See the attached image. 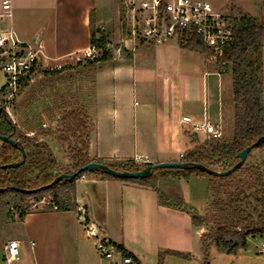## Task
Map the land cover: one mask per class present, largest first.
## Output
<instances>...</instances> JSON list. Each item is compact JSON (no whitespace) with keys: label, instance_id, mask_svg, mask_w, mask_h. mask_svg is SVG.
Here are the masks:
<instances>
[{"label":"crops","instance_id":"obj_1","mask_svg":"<svg viewBox=\"0 0 264 264\" xmlns=\"http://www.w3.org/2000/svg\"><path fill=\"white\" fill-rule=\"evenodd\" d=\"M8 1L15 35L38 53L36 68L42 71L43 78L49 71H59L55 76L60 77L81 68L79 63L85 60L83 53L90 45L91 18L96 37L105 39L112 58L98 64L93 74L76 72L68 81L80 77L90 87L92 96H76L72 105L82 108L93 123L90 134H95V145L89 134L90 159H101L106 165L127 160L145 165L180 163L183 155L201 144L198 140L197 144L189 141L182 117L194 122L210 121L215 105L220 114L217 76L207 72L205 63L203 73L196 78L189 70H183V65L190 68L188 52L201 54L180 48L174 40L157 46L121 36V0ZM205 1L216 12L232 1L257 20V0H251V8L243 0H221L218 7ZM114 44L118 45L115 49ZM158 55L168 68L164 74L156 65ZM261 65L264 88V43ZM213 77L217 79L211 81ZM191 78L194 89L187 86L186 80ZM179 84L183 86L177 91ZM149 85L155 91L152 97L146 95ZM180 102L184 103L181 108ZM169 124L180 127L187 139L185 146L192 145L190 149H181L180 139L175 144L167 139L165 134L172 127L169 129ZM93 147L95 151L91 153ZM186 184L189 188V181ZM74 203V211L25 216L21 221L25 228L23 238L15 239L20 242L23 264H120V259L110 261L98 254L99 239L107 240L116 251V245H120L135 264H141L147 254L156 257L162 250L179 253L181 256L175 257L180 260L186 254L190 256L193 241L200 242V230L192 225L189 213L173 203L161 202L156 188L87 174L75 182ZM30 243H34L33 249ZM25 251H30V255Z\"/></svg>","mask_w":264,"mask_h":264},{"label":"trees","instance_id":"obj_2","mask_svg":"<svg viewBox=\"0 0 264 264\" xmlns=\"http://www.w3.org/2000/svg\"><path fill=\"white\" fill-rule=\"evenodd\" d=\"M231 24L233 41L225 49L222 58L231 73V91L228 95L223 94L220 99L221 113L230 114V135L228 137L222 135L218 140H207L188 151L180 161L190 166L200 164L216 172L230 170L238 163L240 152L264 137L262 101L264 88L261 65L264 23L239 10L238 16L231 19ZM89 32L90 45H95L101 52V55L88 60L87 74H93L98 64L112 58V53L106 49L105 39L96 37L92 18L89 21ZM178 44L180 48L190 52L202 54L204 51V47L196 37H190ZM249 54L254 55V60L249 58ZM246 69L247 73H245ZM206 70L214 73L209 67ZM58 73L59 71H49L44 73V77H52ZM58 111L61 113L53 128L40 129L30 136L21 132L5 109L0 106V136L8 137L18 143L25 153V162L20 167L0 169V189L4 190L0 193V213L12 204L18 212V219L23 221L28 214L24 207L25 202L32 199L38 202L44 197H49L44 212L74 211L76 208L75 182L84 174L71 182L63 180L51 188L39 189L48 186L62 174L77 173L90 163L104 164L103 160L90 159L87 155L89 134L93 129V123L84 110L71 106ZM39 139H51L65 150L70 160L68 169L64 170L57 163L49 146ZM190 142L198 143L195 137H192ZM262 150H264V143L248 154L240 169L223 178L213 177L192 168L172 173L171 176L177 178H207L211 181L212 195L207 207L209 214L205 217L191 216L194 227L211 226L210 230L200 238L201 252L205 259L213 247L221 253L234 255L239 250L247 248V238H264V161H252L254 153ZM21 159L18 148L0 141V167L18 163ZM107 166L117 172L135 173L143 171L148 165L127 161L115 166ZM89 174L99 178L117 179L101 171H93ZM154 175L153 171L150 178L122 181L154 190ZM13 188H17L18 191H14ZM7 199H10V202L6 201ZM160 201L163 202L161 197ZM68 202H71L70 205ZM163 203L168 205L169 202ZM182 210L187 212L185 209ZM116 249L123 257H131L120 245H116ZM162 254L181 256L179 253L170 251H164ZM162 254L159 253L158 264L163 261Z\"/></svg>","mask_w":264,"mask_h":264},{"label":"rangeland","instance_id":"obj_3","mask_svg":"<svg viewBox=\"0 0 264 264\" xmlns=\"http://www.w3.org/2000/svg\"><path fill=\"white\" fill-rule=\"evenodd\" d=\"M139 4L142 0H136ZM215 7H218L221 4V0H209ZM246 2V7L251 8L253 3L251 0H243ZM258 14L257 21L264 23V0H257ZM214 7V8H215ZM218 13H222L229 17L228 19L231 21L233 17L238 16V11L240 10L235 6L232 1H229L223 8L218 9ZM241 11V10H240ZM242 12V11H241ZM244 13V12H242ZM246 14V13H245ZM122 17V18H121ZM122 11L120 12V20H121V36L128 35L127 26L124 24ZM129 36V35H128ZM115 47L118 45L114 44ZM101 55V52L98 53L97 56ZM187 60L189 61V67L184 68L183 70H189L190 74H192L195 78L199 74L203 73V65L204 59L201 55H194L191 53H187ZM249 58L254 60V55L249 54ZM157 68L161 69L163 74L167 72L168 68L165 63H163V59L161 57L156 58ZM87 63L88 60H83L79 64L78 70H75L71 73H65L63 76L56 77L52 76L51 78H43L41 76L42 71L37 67L36 70L31 75V80L28 84H25L19 92H1L2 89L6 86V78L3 73L0 71V106L5 109V112L8 114L10 119L18 126L21 132L32 136L40 129H49L55 126V121L58 119L59 114L61 113L58 109L61 108H71L74 103V98L76 96L78 98L85 97L90 98L91 91L90 87L86 82H81L83 79L80 77L74 79L73 82H68L71 77L76 75V72L87 73ZM206 68H211L214 72L213 74L217 76L211 78V81L217 79V90L216 96L221 94L228 95L231 91V73L227 66H207ZM182 67V66H181ZM76 69V68H73ZM248 70H245L247 73ZM192 77V76H191ZM192 77V78H194ZM202 77V76H201ZM88 79V76L86 77ZM90 78V77H89ZM186 80L188 85L194 89L193 79ZM200 79V77H198ZM63 79L65 82L61 83L59 80ZM77 81V82H76ZM88 81V80H87ZM57 82V83H56ZM79 84V85H78ZM183 84H179L176 86V90L179 91L180 87L182 89ZM150 89L146 91V95L152 97L155 94V91L152 89V85L148 86ZM78 91V93H77ZM3 93V94H2ZM12 94V96H10ZM144 95V93H143ZM137 101V99H136ZM262 101L264 105V92L262 94ZM140 103V100L137 101ZM180 108L184 105V103H179ZM212 114L211 118H209L210 122L216 125H219L222 128L223 136L228 137L230 135V114H222L218 112L217 106L211 108ZM172 124H169V129ZM174 126V125H173ZM171 127L168 134L165 136L168 140L172 141L175 144L178 139L182 141L181 149L188 150L191 148V144L187 143V139L182 134L180 127ZM163 130V127L161 126ZM183 129H187L186 127ZM161 130V132H162ZM164 131V130H163ZM184 132V131H183ZM164 134V133H163ZM189 141L192 140V137H195L199 143L202 145L205 143L206 137L203 134L198 133L197 135H192L188 131L185 132ZM41 142L50 143L49 148L51 149L57 163L65 170L68 169V165H70L69 157L67 156L64 149H62L57 143L52 141L51 139H39ZM90 140L92 145H95V134H90ZM47 141V142H46ZM89 144V143H88ZM95 147L93 150L91 148V153H94ZM88 152V150H87ZM178 152V151H177ZM88 155V153H87ZM175 157V156H174ZM177 154H176V157ZM179 160V159H178ZM132 161V160H127ZM124 161L122 163H126ZM253 162H261L264 161V150L254 153ZM119 164V163H118ZM117 163L113 164L118 165ZM177 170L172 169H163V170H155V181H153L154 185H156V189L159 192L161 200L163 202L167 201L169 203H173L177 206H180L182 209H185L189 212L190 216L198 215L200 217H205L209 214V210H207L208 204L211 199L210 188H212L210 179L204 178L201 180H196L195 178H190L191 180L179 179L177 177L171 176L172 173H175ZM89 173H85L87 175ZM167 176H165V175ZM186 181H189V188L187 187ZM201 181V182H199ZM200 184V186H196V184ZM215 183V182H214ZM208 186V187H207ZM207 187V188H206ZM6 201L10 202V199ZM49 202V197H44L40 201L35 200H27L24 204L26 208V212L29 213H39L44 212L47 203ZM71 202H68L70 205ZM211 226H202L196 227L200 230L201 236L206 234L210 230ZM24 227L21 224V221L18 219V212L13 207L12 204H9L5 210L0 213V247L9 240H15L16 238H23ZM264 244V238H247V248L245 250H239L234 255H227L219 252L216 248H211L208 254V257L205 259V256L201 252V244L199 240H195L192 242L190 249V256L187 254L184 258H179L173 255H164V251H160L163 255V259L165 264H264V252H262L261 245ZM23 251V247L21 248ZM118 251L115 250L113 256L115 259H122L123 256ZM27 256L30 255V251H25ZM118 255V256H117ZM159 255L151 256L149 254L146 255L141 264H158L159 263Z\"/></svg>","mask_w":264,"mask_h":264},{"label":"built area","instance_id":"obj_4","mask_svg":"<svg viewBox=\"0 0 264 264\" xmlns=\"http://www.w3.org/2000/svg\"><path fill=\"white\" fill-rule=\"evenodd\" d=\"M124 24L131 39L161 46L167 41L179 43L196 37L204 47L201 56L207 66L222 67L225 49L233 41L231 21L226 15L213 10L205 0H121ZM12 6L8 0L0 3V71L6 78V86L1 92H19L31 80L37 66V52L21 43L12 27ZM99 53L95 45L84 51L85 60L94 59ZM3 94V93H2ZM12 94L10 96H12ZM187 131L203 134L206 140H218L222 128L204 119L194 122L189 117L181 119ZM30 249L34 243H30ZM264 252V244L261 245ZM97 252L105 259L113 261L115 249L105 239L97 242ZM0 264H23L20 242L6 241L0 247ZM120 264H135L123 257Z\"/></svg>","mask_w":264,"mask_h":264},{"label":"water","instance_id":"obj_5","mask_svg":"<svg viewBox=\"0 0 264 264\" xmlns=\"http://www.w3.org/2000/svg\"><path fill=\"white\" fill-rule=\"evenodd\" d=\"M0 141L1 142H5L8 143L9 145H11L14 148H18L22 159L21 161H19L18 163L15 164H11V165H7V166H1L0 169L1 170H6V169H14V168H18L21 165L24 164L25 162V153L23 148H21L18 143H15L14 141H12L10 138L8 137H3L0 136ZM264 143V137L259 138V140L251 145L250 147L245 148L242 152H240L238 154V158L239 161L238 163L233 166L230 170L226 171V172H216L213 171L203 165L200 164H195V165H188L185 163H161V164H156V165H148L143 171H139V172H135V173H129V172H117L114 171L112 169H110L107 165L105 164H99V163H90L88 165H86L85 167L81 168L77 173L68 175V174H62L58 177H56L51 184H49L48 186L42 187L39 190H44L47 188H51L52 186L58 184L59 182L65 180L68 182L73 181L76 177H78L79 175L85 174V173H90L93 171H101L103 174L107 175V176H111L120 180H139V179H146V178H150L153 174V171L155 170H163V169H172V170H188L190 168L195 169V170H199L202 171L210 176L213 177H217V178H223L226 176H229L230 174L234 173L235 171H237L238 169H240L244 162L247 159L248 154L256 149L257 147H259L260 145H262ZM14 191H18L17 188H13ZM4 192L3 189H0V193ZM28 192V191H25Z\"/></svg>","mask_w":264,"mask_h":264}]
</instances>
